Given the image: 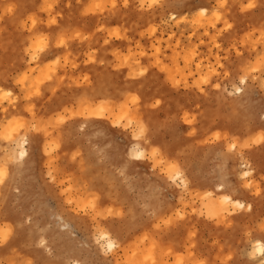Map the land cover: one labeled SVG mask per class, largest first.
Segmentation results:
<instances>
[{
    "label": "rangeland",
    "instance_id": "rangeland-1",
    "mask_svg": "<svg viewBox=\"0 0 264 264\" xmlns=\"http://www.w3.org/2000/svg\"><path fill=\"white\" fill-rule=\"evenodd\" d=\"M142 2L0 0V264L263 263L264 0Z\"/></svg>",
    "mask_w": 264,
    "mask_h": 264
},
{
    "label": "snow or ice",
    "instance_id": "snow-or-ice-1",
    "mask_svg": "<svg viewBox=\"0 0 264 264\" xmlns=\"http://www.w3.org/2000/svg\"><path fill=\"white\" fill-rule=\"evenodd\" d=\"M123 2H124V7L127 8L129 6L128 0H123ZM157 2H158V0H149V2L147 4H145V3L142 2L140 6L142 8L145 7V6L151 8V7L155 6L157 4ZM116 6L117 5L115 4V2H113L112 7L115 8ZM47 7L50 8L51 5H47ZM217 7H218V9H225V8H227L228 7L227 0H219V3H218V6ZM242 7L243 8H246V9H254V8L257 7V4L255 3V0H248L247 4L246 5H243ZM12 11H13V6H7L6 9H5V12L6 13H11ZM203 14L204 13L201 12V15H203ZM213 15L215 16L216 20H220L221 19V16L218 13H213ZM173 19H175V17H173ZM31 22H32L33 26L36 23L35 19H31ZM50 23H55V21L54 20H50ZM224 25H225L224 29H221L220 31H225L227 29H231V27H232V25L229 24L227 21H224ZM79 36H80V34L77 33L76 34V38H79ZM117 38H119V36H117ZM84 39H87V37H84ZM105 43L107 44L108 41L105 40ZM64 46H65V39L63 37H61L58 40L57 47H64ZM34 47H35V52L33 51L32 48L28 49V52L32 56V59L33 60H35L37 58V56L35 54L36 52H42V51H44L45 45H44L43 41H40V43L38 45H34ZM217 47H218V45H217ZM64 59H65V62H67V59L68 58L65 57ZM55 63L59 64L60 63V60L57 59L55 61ZM157 63H159V61H157ZM147 71H148L147 68H142L140 70V72L138 73V75L140 77H144ZM26 79H27V76L25 75L24 77H21L20 79H18L17 80V83L18 84L19 83H22ZM203 82L204 83L207 82L206 78L204 79ZM172 83H173V86L175 87L176 84L178 83V81L173 80ZM243 83H244V80L241 79L240 80V84H243ZM34 94L35 95H39V92L36 91ZM31 95H33V93L32 92H29V94L27 96H25L24 99L25 100H28L30 102ZM11 96H12V93L10 91H4L3 89H0V99H3L5 97H9L10 98ZM133 99L135 100V98H133ZM159 104H160V100L157 99V100H155V102L153 104V107H155V106H157ZM185 122L186 123H190L191 122L189 120V118H188L187 115L185 116ZM144 131H145V129L143 127H141V129H140L141 134H143ZM251 143H253V144H257V143L264 144V137H260V138H258L256 140H253ZM244 146L245 147H248L249 145L248 144H245ZM235 147H236V145L231 144L230 145V148H229V151H232ZM20 155H21V157H23L24 153L21 152ZM73 158L75 159V157H73ZM137 159H139V157H137ZM49 176H51V172L49 173ZM249 176H250V173L249 172H245L244 173V177H249ZM2 181H3V171L0 170V182H2ZM245 187L248 188V189H250V190L255 191V194L257 196L264 195V189H253V185L250 182H246L245 183ZM236 207H238V208H244L245 205L244 204L237 203L236 204ZM248 208H249V211H251V205H248ZM180 218L182 219V217H180ZM171 222H172L171 218L165 221L166 224H170ZM261 228L264 229V224L261 225ZM8 240H9V234L6 233V232L0 231V245L6 244L8 242ZM111 247H113V245L110 244L109 245V249Z\"/></svg>",
    "mask_w": 264,
    "mask_h": 264
},
{
    "label": "bare ground",
    "instance_id": "bare-ground-1",
    "mask_svg": "<svg viewBox=\"0 0 264 264\" xmlns=\"http://www.w3.org/2000/svg\"><path fill=\"white\" fill-rule=\"evenodd\" d=\"M200 12H203V13H204L203 16H207V15L209 14V10H208V8H206L205 6H204V8H202V9L200 10ZM209 15H212V14L210 13ZM173 17L176 18L175 15H172V18H173ZM240 90H241V89H240ZM239 92H240V91H239ZM22 152H23L24 155H25L26 151L23 150ZM138 152H139V154H138L139 157H140L141 155H143V151H142V150H139ZM245 172H249V173H251V172H252V169H249V168H248L246 171L243 172V175H244ZM175 176H176L177 178H180V179L183 178V177H182L183 175H182V173H180V172H179V173H176ZM182 181H183V183H185V185H186V182H185L184 180H182ZM217 200H218L219 203L221 204L222 209L225 208V207L227 208V207H229V206L236 207V204H237V203H240V204H244V205H245V207L242 208V209L247 208V204H246L244 201L234 199L233 197L228 196V195H223V194H222L220 197H218ZM214 204H217V201H214ZM236 208H238V207H236ZM101 236H102L103 240H105V244H106V246H107L108 249H109V245H110V244L113 245V247H111V248L109 249V250H112V249L114 248L115 244H114L113 242L110 241L109 235L103 233ZM252 244H253V246H252L253 251H254L255 254L260 258L259 261H260V262H263L262 264H264V243H263L262 241H260V240H254V242H253ZM255 258H256V257H255Z\"/></svg>",
    "mask_w": 264,
    "mask_h": 264
}]
</instances>
